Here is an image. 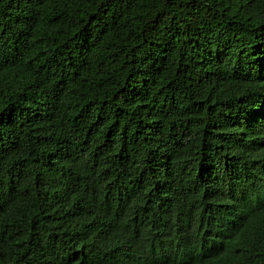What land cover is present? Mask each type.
Segmentation results:
<instances>
[{
	"label": "trees",
	"instance_id": "trees-1",
	"mask_svg": "<svg viewBox=\"0 0 264 264\" xmlns=\"http://www.w3.org/2000/svg\"><path fill=\"white\" fill-rule=\"evenodd\" d=\"M0 264H264V0H0Z\"/></svg>",
	"mask_w": 264,
	"mask_h": 264
}]
</instances>
